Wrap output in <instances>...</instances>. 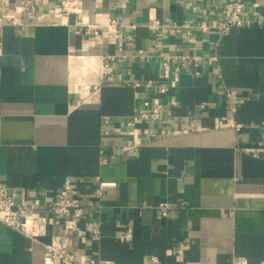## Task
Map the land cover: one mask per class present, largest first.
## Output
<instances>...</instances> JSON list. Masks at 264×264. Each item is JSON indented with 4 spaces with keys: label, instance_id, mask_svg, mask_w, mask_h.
<instances>
[{
    "label": "crops",
    "instance_id": "0c3cea01",
    "mask_svg": "<svg viewBox=\"0 0 264 264\" xmlns=\"http://www.w3.org/2000/svg\"><path fill=\"white\" fill-rule=\"evenodd\" d=\"M225 1L85 0L64 22L58 0H33L0 19V179L41 198L43 240L116 264L264 258V0H245L243 24L219 35ZM110 15L120 36L103 24L85 36L81 18ZM154 95L160 118L130 124ZM135 129L143 145L121 150ZM68 178L86 201L75 225L51 209ZM101 179L117 185L98 196ZM44 251L0 222V264H47Z\"/></svg>",
    "mask_w": 264,
    "mask_h": 264
},
{
    "label": "built area",
    "instance_id": "2783aa9c",
    "mask_svg": "<svg viewBox=\"0 0 264 264\" xmlns=\"http://www.w3.org/2000/svg\"><path fill=\"white\" fill-rule=\"evenodd\" d=\"M39 0H34L37 3ZM11 0H0V19L2 23L9 22L18 18V13L21 12L27 3L33 2V0H20L19 3L10 6ZM59 5L55 9L61 16V20L68 21V15L72 12L82 14L84 12L85 0H58ZM244 7L245 0H227L221 6L222 20L217 26V32L219 35L226 33L234 26H239L244 22ZM12 9V11H11ZM102 15V14H101ZM38 17L43 20L50 18L47 15L39 14ZM101 22H89L81 18V24L87 25L86 37H90L91 33H101L100 25L107 26V33L113 34L115 37L120 36L119 27L117 25V19L110 16H102ZM54 21V20H53ZM170 23H159L154 21L153 26L165 27ZM175 26L179 24L173 23ZM182 25L189 26V23ZM199 26L202 29H209L211 24L207 20L200 22ZM91 32V33H90ZM190 32V31H189ZM167 58L168 56L165 55ZM186 59L188 56L183 55ZM211 59H216L217 56L211 55ZM108 67L107 71H111L109 63H105ZM167 64V62H166ZM2 74V67L0 64V80ZM169 89L168 85L163 86L162 90ZM163 101L160 96H149L144 101V106L138 108L132 116L128 119L130 124H136L141 120H156L160 118L162 114ZM232 125L239 127V123L234 116L229 118ZM2 124V117L0 114V129ZM153 136H159L164 134L161 132H152ZM145 134L143 130L135 129L133 136L126 139L125 144L121 147V150H134L137 151L143 145ZM115 180H103L101 179L98 187L95 189V193L99 196L103 194L107 188L116 186ZM17 195L21 198L18 199ZM41 205V198L39 196H29L26 193L18 194L15 191L9 190L8 186L0 179V222L7 226L22 232L29 236L33 240H38L45 246L44 260L47 264H52L55 258H58L63 264H116L109 259H100L95 257L83 256L75 248H70L68 240L66 238H60L53 241H45L42 236L47 234L49 226V213L39 209ZM51 209L58 215H70L71 221L75 225L78 218L83 214L86 209V201L82 197L80 188L74 185L73 180L68 178L65 183L58 189L54 201L51 204ZM87 226L92 231L99 235L101 230L99 227L93 226L92 221L87 222ZM123 238H132L133 233L131 229H128L122 236ZM154 264H159V257L157 255L152 256ZM233 264H249L245 258H239ZM258 264H264V258L260 260Z\"/></svg>",
    "mask_w": 264,
    "mask_h": 264
}]
</instances>
